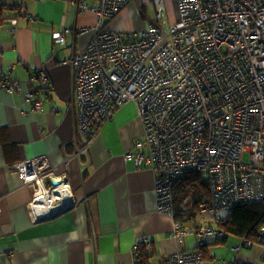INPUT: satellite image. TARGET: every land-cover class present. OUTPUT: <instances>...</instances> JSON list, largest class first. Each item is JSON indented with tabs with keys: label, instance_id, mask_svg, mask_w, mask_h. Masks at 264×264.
<instances>
[{
	"label": "built area",
	"instance_id": "1",
	"mask_svg": "<svg viewBox=\"0 0 264 264\" xmlns=\"http://www.w3.org/2000/svg\"><path fill=\"white\" fill-rule=\"evenodd\" d=\"M62 1L97 17L87 50L62 63L74 71L78 132L88 138L64 164L86 154L116 111L134 102L144 137L125 159L155 172L160 213L174 217V186L191 173L209 181L211 202L200 206L202 215L213 218L241 205H264V0H177L176 22L167 27L151 23L141 34L106 27L133 0ZM11 22L15 27L16 20ZM67 33H55V42L65 45ZM32 79L47 85L49 75L37 69ZM4 88L24 93L31 111L41 110L35 92H25L22 83L5 79ZM244 153L250 161L243 160ZM14 167L33 190L28 206L34 222L73 206L70 183L54 175L47 157ZM173 235L203 239L222 232L209 224L185 229L176 221ZM260 239L264 243V228ZM254 244L241 238L240 248ZM170 261L200 264L203 255L179 251ZM135 262H141L138 245Z\"/></svg>",
	"mask_w": 264,
	"mask_h": 264
},
{
	"label": "crops",
	"instance_id": "2",
	"mask_svg": "<svg viewBox=\"0 0 264 264\" xmlns=\"http://www.w3.org/2000/svg\"><path fill=\"white\" fill-rule=\"evenodd\" d=\"M6 1H0V264H136V245L148 264H171L173 254L190 250L202 253L200 264H264L263 244L240 248L235 237L216 243L217 236L180 240L173 235L176 212L174 217L159 212L155 172L125 159L144 137L136 103L120 107L87 153L64 164L88 138L78 132L74 71L62 63L87 50L97 17L62 0ZM141 1H131L106 27L134 32ZM64 29L70 33L60 45L54 34ZM37 69L47 71V85L32 79ZM5 79L33 90L41 110L31 111L24 93L6 91ZM41 156L55 176L67 178L74 203L58 216L34 222L28 206L33 190L14 164ZM190 222L182 226L208 224Z\"/></svg>",
	"mask_w": 264,
	"mask_h": 264
},
{
	"label": "trees",
	"instance_id": "3",
	"mask_svg": "<svg viewBox=\"0 0 264 264\" xmlns=\"http://www.w3.org/2000/svg\"><path fill=\"white\" fill-rule=\"evenodd\" d=\"M211 202L210 186L207 177L200 173L186 174L174 186V207L176 221L184 224L196 219L194 210L189 209L193 204L198 209L202 204ZM210 221L216 222L222 232L217 236L216 243H225L229 237L247 238L256 244H263L261 232L264 228V205H241L233 210L221 213L218 217H210ZM140 264H148V256L140 248Z\"/></svg>",
	"mask_w": 264,
	"mask_h": 264
},
{
	"label": "rangeland",
	"instance_id": "4",
	"mask_svg": "<svg viewBox=\"0 0 264 264\" xmlns=\"http://www.w3.org/2000/svg\"><path fill=\"white\" fill-rule=\"evenodd\" d=\"M142 6L138 9V20L135 29H133L134 32H146L148 30V27L151 24V21H158L157 24L165 25L166 27L168 24L174 23L177 20L178 16V10H177V0L176 5L173 4V0H144L141 1ZM125 24L128 26V23L125 20ZM138 30V31H136ZM243 160L245 162L250 161V155L248 153H244ZM205 178L206 176L203 175ZM190 210H194L196 213V219L192 220L190 223L195 224L196 222H207L210 223L211 226L214 228H218V225L216 222H210L208 219L209 217L206 216L205 219H203L200 209H198L193 204L189 205Z\"/></svg>",
	"mask_w": 264,
	"mask_h": 264
},
{
	"label": "water",
	"instance_id": "5",
	"mask_svg": "<svg viewBox=\"0 0 264 264\" xmlns=\"http://www.w3.org/2000/svg\"><path fill=\"white\" fill-rule=\"evenodd\" d=\"M62 213V212H61ZM58 214H60V213H58ZM55 216H58V215H55ZM43 221V220H42Z\"/></svg>",
	"mask_w": 264,
	"mask_h": 264
}]
</instances>
